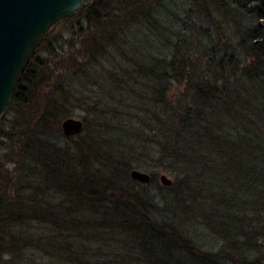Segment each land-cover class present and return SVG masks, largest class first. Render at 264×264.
<instances>
[{
  "label": "trees",
  "instance_id": "trees-1",
  "mask_svg": "<svg viewBox=\"0 0 264 264\" xmlns=\"http://www.w3.org/2000/svg\"><path fill=\"white\" fill-rule=\"evenodd\" d=\"M69 24L0 119V264H264V0H93ZM133 169L172 178L166 218Z\"/></svg>",
  "mask_w": 264,
  "mask_h": 264
},
{
  "label": "water",
  "instance_id": "water-1",
  "mask_svg": "<svg viewBox=\"0 0 264 264\" xmlns=\"http://www.w3.org/2000/svg\"><path fill=\"white\" fill-rule=\"evenodd\" d=\"M93 0H0V119L6 111L32 53L55 24L76 16ZM82 122L67 118L60 124L64 137L81 133ZM129 177L148 182L149 176L135 170ZM160 185L172 186L166 175Z\"/></svg>",
  "mask_w": 264,
  "mask_h": 264
},
{
  "label": "rangeland",
  "instance_id": "rangeland-1",
  "mask_svg": "<svg viewBox=\"0 0 264 264\" xmlns=\"http://www.w3.org/2000/svg\"><path fill=\"white\" fill-rule=\"evenodd\" d=\"M215 1L217 3H221V1L230 2V0H215ZM236 5L238 6V3ZM254 5H255V3L251 2L249 4V8H251ZM241 10L244 11V9H241ZM248 20L249 19H245L244 23L241 25V28L245 29V27L247 25H249ZM224 23H225L224 21H223V23L221 22V25L222 24L225 25ZM57 24H55L54 26H56ZM203 25H205V24H203ZM220 27H221V29H219V25L217 23L213 24L212 32L215 34V36H217L213 41V45L214 46H222V48H224V46H229L233 42L234 36H233V31L231 33V30L227 31L226 27H224V26H220ZM222 28L224 29V31H223L224 34H227V35L229 34L232 36L231 39H229L227 35H223L222 36L223 39L221 40ZM76 30H77V28L73 27L70 24L66 25V26L65 25H61V26L58 25L54 28L53 27L50 28V30L46 34L47 37L45 36L46 37L45 45L42 46L40 51H38L36 53L35 57L33 58V63H35V64H37L38 62L47 63V65L49 66V68L51 70H55L57 68V66H59V61H60L62 51L67 50L69 48V46H67V42L72 40L73 34L75 33ZM236 39H237V42L240 44V37L238 35H236ZM254 44L257 45L258 43L254 42ZM240 46H243V44H241ZM246 46H252V43L250 42V40L246 44ZM155 50H156V48H155ZM82 115H83V113L81 111L76 110L73 113V115L69 118L77 119V120H80L82 122ZM61 134H62V132H61ZM133 170H135L141 174H145L148 176L150 175L149 172H145L143 170H137V169H133ZM162 175H166V174H162ZM159 176L157 178V183L160 186V188H163V189L157 188V186H156L157 183H155L154 181H151V178H149L148 182H144V183L138 182V181H134V182L138 183L137 188H138V190H140V193H142L143 195H147L148 198L150 199V201L152 202V210L156 214V216L161 217V218H166L171 213H168L165 216L162 215V213H161V212H163V213L165 212V211H163V209H164L163 196L167 197V196H169V194L171 192L164 189L165 187L160 185ZM166 176L172 181V178L170 176H168V175H166ZM187 234L196 243V245L200 246L205 251L216 252L219 249V247L221 246V248H222V246L224 244V241L221 239V242H220L213 235V233L210 232V230H208L207 233H205L204 230L195 228L194 231L189 230L187 232Z\"/></svg>",
  "mask_w": 264,
  "mask_h": 264
}]
</instances>
